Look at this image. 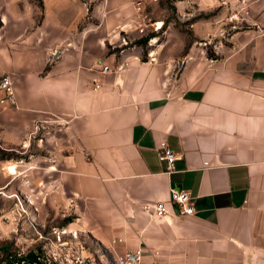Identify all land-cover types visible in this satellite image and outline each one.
<instances>
[{"label": "crops", "instance_id": "obj_1", "mask_svg": "<svg viewBox=\"0 0 264 264\" xmlns=\"http://www.w3.org/2000/svg\"><path fill=\"white\" fill-rule=\"evenodd\" d=\"M196 2L220 7L191 24L188 50L169 38L150 57L140 41L156 22L143 1L43 0L40 21L16 24L0 49L18 98L0 106L1 138L13 148L32 135L48 149L39 169L52 201L71 204L109 257L142 247L147 261L264 264V0ZM173 191L189 193L194 214H179ZM157 202L169 217L145 213Z\"/></svg>", "mask_w": 264, "mask_h": 264}, {"label": "rangeland", "instance_id": "obj_2", "mask_svg": "<svg viewBox=\"0 0 264 264\" xmlns=\"http://www.w3.org/2000/svg\"><path fill=\"white\" fill-rule=\"evenodd\" d=\"M141 1L145 5L149 21L162 25L158 32L154 28H149L146 32V35L156 37L155 43L143 46L147 55L150 50L155 51L163 43L167 44L169 38L170 42L166 45L168 48L176 52L177 43L185 39V50H188L195 38L191 24L200 22L205 27V22L220 7L217 4L210 9L208 3L205 11H201L196 2L198 0ZM43 10V0H0V49L4 39L16 38V24L20 25L23 32H30L34 24L43 17ZM179 10L183 12L181 18ZM167 24L171 26L168 34ZM239 26L244 25L240 23ZM231 31H222L221 38ZM202 32L206 33L204 30ZM205 38L208 41L209 35ZM205 43L207 42L200 40L196 45L204 47L208 55H214L212 45ZM4 121L0 115V264H4L9 255L18 251L37 253L51 259L56 256L63 262L67 261V264H74L71 259L78 255L89 259L92 264H115L117 257H109L87 232H82L73 206H67L65 201H52L55 195L50 189L51 179L39 169L41 164L45 165L50 161L48 149L45 147L41 150L36 146L32 135L25 137V142L22 143L24 147L15 143L13 148H9L1 138ZM12 166L15 167L13 171ZM65 224L66 227H62ZM63 230L66 231L64 234L61 233ZM72 232L77 233L78 240L71 237Z\"/></svg>", "mask_w": 264, "mask_h": 264}, {"label": "built area", "instance_id": "obj_3", "mask_svg": "<svg viewBox=\"0 0 264 264\" xmlns=\"http://www.w3.org/2000/svg\"><path fill=\"white\" fill-rule=\"evenodd\" d=\"M190 1V0H189ZM138 3V11H141L140 5ZM159 22L155 23L153 27L156 32H158L162 25H159ZM156 42V37H151L148 40V44L151 45ZM155 54L154 50H150L148 52V56L152 57ZM103 73L109 72V68L105 67ZM0 106L4 108H13L18 106V98L15 88V80L9 74L3 73L0 75ZM159 161L166 163L167 170L172 171L175 167V161L177 159L176 154L170 148L168 142L163 141L159 148ZM88 155V154H86ZM205 167L208 166V163H204ZM172 203L177 205L179 208V214L183 216H188L194 214V207L192 205V199L189 193L185 191H173L172 192ZM143 210L145 213L159 217V218H167L170 216L169 206L164 202H157L152 204H145L143 206ZM66 231L63 230L61 233L64 234ZM71 237L74 240H78L76 232L71 233ZM159 253L156 252L154 254V259L152 261L146 260L145 249L142 247L137 248L134 251L127 252L123 255H120L116 258L115 264H171L167 261H163L158 259ZM74 264H92L89 259H85L81 255L76 256L71 259ZM67 261H62L58 259V257L54 256V258H50L45 255H39L34 253L31 256L29 253L26 254L24 251H18L16 254L9 255L6 258L4 264H67Z\"/></svg>", "mask_w": 264, "mask_h": 264}, {"label": "trees", "instance_id": "obj_4", "mask_svg": "<svg viewBox=\"0 0 264 264\" xmlns=\"http://www.w3.org/2000/svg\"><path fill=\"white\" fill-rule=\"evenodd\" d=\"M147 41H148V38L143 39L142 41H140V43L144 46L146 45ZM209 57H213V55H209ZM66 225L67 224L63 225L62 227H66ZM30 255L33 256L34 254H30Z\"/></svg>", "mask_w": 264, "mask_h": 264}, {"label": "bare ground", "instance_id": "obj_5", "mask_svg": "<svg viewBox=\"0 0 264 264\" xmlns=\"http://www.w3.org/2000/svg\"><path fill=\"white\" fill-rule=\"evenodd\" d=\"M14 166H15V165H14ZM14 166H12V167H11L12 171L15 169V167H14Z\"/></svg>", "mask_w": 264, "mask_h": 264}]
</instances>
